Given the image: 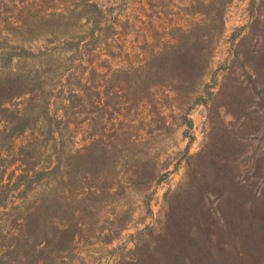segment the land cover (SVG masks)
Wrapping results in <instances>:
<instances>
[{"label": "rangeland", "instance_id": "obj_1", "mask_svg": "<svg viewBox=\"0 0 264 264\" xmlns=\"http://www.w3.org/2000/svg\"><path fill=\"white\" fill-rule=\"evenodd\" d=\"M263 20L264 0H0V264L227 261L201 174Z\"/></svg>", "mask_w": 264, "mask_h": 264}, {"label": "trees", "instance_id": "obj_2", "mask_svg": "<svg viewBox=\"0 0 264 264\" xmlns=\"http://www.w3.org/2000/svg\"><path fill=\"white\" fill-rule=\"evenodd\" d=\"M258 32L261 36L251 43L252 46L247 48L241 42L242 51L235 55L241 71L228 77L219 90L220 95L222 93L227 98L226 109H230L240 122L235 130L221 128L220 137L208 143V154L219 147L211 161L220 166L214 164L213 169H205L201 174L210 172L200 198L205 200L207 197L215 203L206 212L213 224L228 236L224 243L227 261L216 258L213 253L212 258L209 254L207 259L189 261L193 264H233L234 259L241 264H264V20ZM245 39L247 36L242 38ZM206 95V99H200L212 98L211 92L206 91ZM28 123L27 118H19L12 131L23 132ZM254 139H259L256 145ZM221 145L225 147L220 149ZM34 179L39 177L30 176L26 189ZM186 262L183 259L157 261L158 264Z\"/></svg>", "mask_w": 264, "mask_h": 264}]
</instances>
